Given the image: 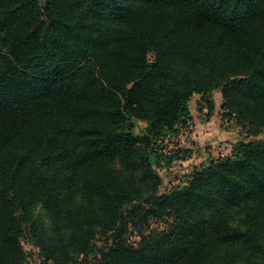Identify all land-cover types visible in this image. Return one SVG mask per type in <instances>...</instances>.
Listing matches in <instances>:
<instances>
[{
  "label": "trees",
  "instance_id": "obj_1",
  "mask_svg": "<svg viewBox=\"0 0 264 264\" xmlns=\"http://www.w3.org/2000/svg\"><path fill=\"white\" fill-rule=\"evenodd\" d=\"M213 91L264 130V0H0V264H264V140L156 170Z\"/></svg>",
  "mask_w": 264,
  "mask_h": 264
},
{
  "label": "rangeland",
  "instance_id": "obj_2",
  "mask_svg": "<svg viewBox=\"0 0 264 264\" xmlns=\"http://www.w3.org/2000/svg\"><path fill=\"white\" fill-rule=\"evenodd\" d=\"M41 2L43 0H40ZM149 61L153 59L152 55H148ZM215 92V94H214ZM211 93V98L215 99L216 97V104L220 106L221 104V96L219 91H214ZM199 98L198 95L192 96L190 100L189 106L191 107L192 111L196 113V110L194 109V105ZM215 103V102H214ZM216 107V106H215ZM215 109V108H214ZM201 112V111H200ZM205 116V115H204ZM213 120L210 125L213 129L217 130L215 133H219V129L221 130H231L233 133L231 137H233L231 140L233 142H249V141H258V140H264V130H261L256 136H249L246 134L245 131H243L240 126H237L233 121L227 120L222 121L220 119V109L217 107L216 110H214L213 114ZM201 120H204L203 116H200ZM144 128L143 123H138L136 132L140 133L141 130ZM188 134H182L181 132L174 137L167 138L163 141V144L165 148L162 149L163 153H166L167 155L171 156L173 160L169 165H167L165 162L161 163L160 166L156 167V170L160 177L163 180V187L169 188L171 186L179 185L183 181H185L186 177L192 170V168L201 166L199 164V156L200 152H198L197 149V142L195 139L192 138L191 132H193V128L188 130ZM228 139L229 141H231ZM238 140V141H237ZM237 141V142H236ZM225 140L219 138L216 141L215 146L207 145L202 149H199L203 154L205 153V158L203 160V165L206 164L210 159L217 157L218 155H224L221 153H224L229 149L228 146L225 145ZM188 149L190 152H192V157H194L192 160H181L179 157H181L179 154L176 153L179 149ZM215 149V151H213ZM218 149H221L218 151ZM182 155V154H181ZM208 156V157H207ZM207 157V158H206ZM101 238H97L96 245H101ZM131 241L135 240L134 234H130ZM22 244L25 249V251L28 253L27 256V262L26 264H47L44 262H41L40 256L37 253V250L35 248L33 249L28 242L27 238L22 239ZM31 251V252H30Z\"/></svg>",
  "mask_w": 264,
  "mask_h": 264
},
{
  "label": "crops",
  "instance_id": "obj_3",
  "mask_svg": "<svg viewBox=\"0 0 264 264\" xmlns=\"http://www.w3.org/2000/svg\"><path fill=\"white\" fill-rule=\"evenodd\" d=\"M214 94H215V92H214ZM194 95H198L199 98L197 99V101H196V103L194 105L195 106L194 109L196 110V113H194L192 111L191 107L188 106L190 115L192 117L191 128H193V132H191V134H192L191 136L197 142V149H198V152H200L199 164L203 165L202 163H203V160L205 158V153L203 154L201 151H199V149L203 150V148L205 146H207V145L215 146L217 139L221 138V139L225 140V142H227V143H225V145L229 147V149H227L226 152L221 153V154L227 155V154L230 153L231 148L235 144V142H233V140H231L233 138V137H231V135L233 133L231 130H221V129H219L220 132L219 133H215L217 130H215L212 127H210V125L212 123V120H213L212 118L214 117L213 116L214 110H216L217 107L220 109V106H218L216 104V101H215L216 97H215V99H213V103L215 102L214 103V108L215 109H213V112H212V114L210 116H207L206 115L207 114V109L204 108L203 106H200V107L198 106V102L200 100V95L199 94H194ZM189 104H190V101H189ZM221 113H222V111L220 109V115H221ZM200 116H203L204 120H201ZM228 139L231 140V141H229V143H228ZM219 150H221V149H218V151ZM213 151H215V149ZM191 155H192V152H191ZM191 155H190V157L188 159H186V161L190 160V159L192 160L194 158ZM218 156H222V155H218Z\"/></svg>",
  "mask_w": 264,
  "mask_h": 264
},
{
  "label": "built area",
  "instance_id": "obj_4",
  "mask_svg": "<svg viewBox=\"0 0 264 264\" xmlns=\"http://www.w3.org/2000/svg\"><path fill=\"white\" fill-rule=\"evenodd\" d=\"M189 132V131H188ZM188 132H184V133H182V134H188Z\"/></svg>",
  "mask_w": 264,
  "mask_h": 264
}]
</instances>
